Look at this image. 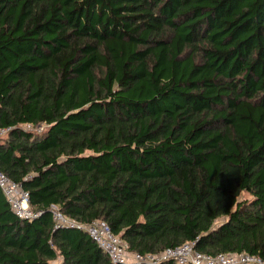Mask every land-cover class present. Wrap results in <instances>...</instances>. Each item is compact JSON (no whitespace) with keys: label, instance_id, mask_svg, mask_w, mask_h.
I'll return each instance as SVG.
<instances>
[{"label":"trees","instance_id":"1","mask_svg":"<svg viewBox=\"0 0 264 264\" xmlns=\"http://www.w3.org/2000/svg\"><path fill=\"white\" fill-rule=\"evenodd\" d=\"M0 128L41 211L0 190V264H112L52 205L140 254L264 259V0H0Z\"/></svg>","mask_w":264,"mask_h":264},{"label":"built area","instance_id":"2","mask_svg":"<svg viewBox=\"0 0 264 264\" xmlns=\"http://www.w3.org/2000/svg\"><path fill=\"white\" fill-rule=\"evenodd\" d=\"M30 128V124L25 125ZM9 128H0L6 133ZM0 190L12 211L20 218L32 219L41 211L29 205V194L20 183L11 179L0 170ZM53 228H82L90 238L107 254L112 264L156 263L161 259H172L175 264H264V259L247 252H218L209 254L194 247V242L187 241L175 247L165 248L157 254H140L128 250V246L109 228L103 219H94L89 223L79 222L65 215L56 205L50 207Z\"/></svg>","mask_w":264,"mask_h":264},{"label":"rangeland","instance_id":"3","mask_svg":"<svg viewBox=\"0 0 264 264\" xmlns=\"http://www.w3.org/2000/svg\"><path fill=\"white\" fill-rule=\"evenodd\" d=\"M5 133H0V135H4ZM244 195H246V194H244ZM52 264H58V260H54V261H52Z\"/></svg>","mask_w":264,"mask_h":264}]
</instances>
